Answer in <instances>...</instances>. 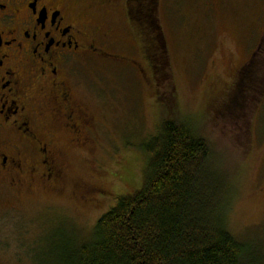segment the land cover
<instances>
[{
  "label": "rangeland",
  "instance_id": "rangeland-1",
  "mask_svg": "<svg viewBox=\"0 0 264 264\" xmlns=\"http://www.w3.org/2000/svg\"><path fill=\"white\" fill-rule=\"evenodd\" d=\"M155 1L166 64L123 0H71L118 60L92 61L73 80L94 129L79 150L49 135L64 163L60 180L14 192V231L0 227V264H67L118 198L141 189L144 145L162 117L206 143L226 230L251 252L243 264H264V0Z\"/></svg>",
  "mask_w": 264,
  "mask_h": 264
},
{
  "label": "flooded vegetation",
  "instance_id": "flooded-vegetation-1",
  "mask_svg": "<svg viewBox=\"0 0 264 264\" xmlns=\"http://www.w3.org/2000/svg\"><path fill=\"white\" fill-rule=\"evenodd\" d=\"M123 5L131 23H148L137 6L147 0ZM106 40L73 12L71 0H0V192L7 193L0 227L14 231V192L59 182L64 163L49 135L79 150L93 131L73 80L92 61L118 58L102 47Z\"/></svg>",
  "mask_w": 264,
  "mask_h": 264
},
{
  "label": "trees",
  "instance_id": "trees-1",
  "mask_svg": "<svg viewBox=\"0 0 264 264\" xmlns=\"http://www.w3.org/2000/svg\"><path fill=\"white\" fill-rule=\"evenodd\" d=\"M147 2L137 5L148 19L138 26L157 38L154 48L166 64L157 2ZM144 153L148 163L141 189L118 198L89 240L66 255L67 264H243L249 259L248 246L226 230L220 180L205 167L206 143L189 127L162 117Z\"/></svg>",
  "mask_w": 264,
  "mask_h": 264
}]
</instances>
